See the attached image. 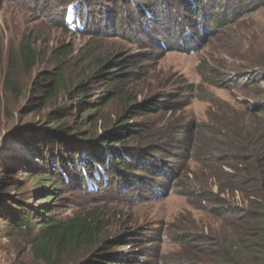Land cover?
Masks as SVG:
<instances>
[{
	"label": "rangeland",
	"instance_id": "1",
	"mask_svg": "<svg viewBox=\"0 0 264 264\" xmlns=\"http://www.w3.org/2000/svg\"><path fill=\"white\" fill-rule=\"evenodd\" d=\"M69 1L0 0V74H12L20 80L19 93L2 96L0 161L12 172L25 169L20 167V160L41 166L40 159L10 132L19 120L33 124L52 110L45 107L37 114H21L19 120L17 117L27 99L35 96L33 90L30 91V81L41 72L51 71V61L64 48L77 53V57L74 53L69 56L67 74L63 78L67 85L85 70L89 74L92 66L100 62L115 63L112 71L118 73L114 75L128 71L122 75L125 79L121 87L134 100L131 104L106 101L95 112H87L80 128L98 133L111 130L116 123H122L119 121L125 107L155 98L152 109L126 121L144 126L143 132L128 143L141 148L156 144L160 154L156 164L162 167L148 165L145 158L140 161L135 158L133 167L137 170L131 172L130 177L136 176L137 181L132 189L126 193L116 190L115 195L108 197L101 194V199H89L81 191H69L58 199L60 204L68 206L69 213L61 209H56L55 213L69 214L72 218L98 209L103 230L96 236L95 243L109 241L110 252L119 257L115 262H195L192 248L202 243L197 238L190 243L176 239H191L193 235L220 238L221 232L227 233L222 229L220 216L211 211L220 204L219 200L225 202L227 208L242 205L243 192L236 182L246 177L250 163H242L239 156H249L256 142L260 146L264 143L261 104L264 102V5L260 6L261 0H251V13L228 27H216L218 21L214 16L205 40L200 36L195 38L190 54L187 49H173L172 38L157 26V20L152 21V15L148 17L140 6L133 5L143 0H93L94 3L90 0L87 17L90 27L82 34L65 31L59 22L58 12ZM84 1L89 3V0ZM236 1L240 2L239 10H247L246 0H216L215 3L208 0L207 9L215 5L229 13V6ZM83 3L78 0L69 6L68 24L74 21L76 26L79 24L77 9ZM212 16L211 11L206 17L209 24ZM78 27L81 28L80 24ZM25 38L32 40L38 55L30 74H26L19 63L18 48ZM74 65L78 68L81 65L80 69L74 70ZM100 79L105 81L101 76ZM97 80L90 84L93 94L103 87ZM72 92L73 89L69 94L63 92L57 98V106L76 108L78 103L70 99ZM89 99L92 102L94 97L89 95ZM94 115L98 116V123L89 124L88 120ZM171 170L175 173H170ZM2 175L0 171V179ZM168 175H171L170 181ZM161 176L165 179L160 180ZM17 177L26 178L23 173ZM154 183L162 194L151 188ZM0 190L15 193L1 180ZM8 227L0 221V264H42L31 254L23 235L7 231ZM88 248L71 247L66 263H79L94 250Z\"/></svg>",
	"mask_w": 264,
	"mask_h": 264
},
{
	"label": "trees",
	"instance_id": "2",
	"mask_svg": "<svg viewBox=\"0 0 264 264\" xmlns=\"http://www.w3.org/2000/svg\"><path fill=\"white\" fill-rule=\"evenodd\" d=\"M76 1L78 0H70L61 6L58 19L65 31L82 34L90 27L87 18L90 0L88 4L82 0L83 5L77 9L80 29L79 24L75 25V21L71 25L67 22L68 8ZM250 1L246 0L247 10H239L240 2L236 1L229 6V13L215 5L213 9L208 10V0H172L174 4L170 0H143L133 5L140 6L148 17L152 15V21L157 20V26L164 29L172 38L173 49L180 51L187 49V53L191 54L193 52L191 47H194L196 39L200 36L205 40L207 29H210L215 19L218 21L216 27H228L238 22L251 13ZM260 3V6H263L264 0L259 1ZM224 6L228 5L224 3ZM215 8L218 9L213 12ZM135 11L139 12L138 9ZM211 11L213 16L209 24L206 17ZM161 45L164 47L163 43ZM63 50L51 61V71L41 72L30 81V91L33 90L35 96L28 98L20 108L18 116L16 115L19 120L21 114L31 112L37 114L45 107L52 109L33 124L19 120L13 132H10L16 141L40 159L41 166L20 160V167L27 170L12 172L8 165L0 161V171L3 174L0 180L15 191L12 193L10 190L8 192L0 190V221L9 226L7 231L23 235L31 254L42 264H67L66 262H69L67 254L69 255L71 247L94 248L79 263L72 264H123L120 261L115 262L119 257L116 258L110 252L112 247H109V241L99 245L95 243L96 236L102 234L103 230V220H100L98 209L76 214L72 218H69V214L59 215L55 211L61 209L63 213H69L68 206L58 201L69 191H81L89 199L97 197L101 199V194L106 197L112 196L116 194L113 193L116 190H119V193H126L137 181L136 176L130 177V173L137 170L133 167L135 158L138 161L145 158L144 161H147L148 165L150 163V166L162 167L156 164L160 156L156 144L149 143L150 145L141 148L135 143L132 145L128 143L130 139L136 138L138 133L143 132L144 126L126 123L136 115L152 109L150 106L154 105L156 99H149L144 104L133 105L130 108L125 107L122 121H119L122 123H116L111 130L100 133L96 130L83 131L80 127L87 112H95L104 106L106 101L120 100L131 104L134 98L121 87L125 79L122 75L128 71L116 76L113 73L118 71H112L115 63L100 62L92 66L94 69L91 68L89 74L88 70H85L67 85L63 78L67 74L65 70L69 64V56L74 52L70 48ZM18 54L20 65L26 74H30L38 61L34 43L30 38L21 41ZM74 57H77V53H74ZM80 66L78 68L74 65V70L80 69ZM105 72L106 74H103ZM100 76L105 81L101 80ZM87 79L92 80L87 83ZM96 80L97 83L101 81L103 84L99 89L102 95L98 97L94 95L100 93L93 94L94 89L90 85ZM19 85L20 80L15 75L0 74V118L3 109L2 96L5 93H19ZM71 89L73 97L70 96V99L78 103L77 107L57 106V98L63 92L69 94ZM89 95L94 97L92 102ZM261 104L264 107V102ZM72 115L74 118H71ZM98 120V116L94 115L88 123L97 124ZM239 158L244 164L250 163L246 177L236 182L239 191L243 192L242 205L227 208L226 203L219 200L220 204L211 211L214 215L220 216L222 229L227 231L226 234L221 232L220 238L214 235H195L196 237L193 235L192 240L176 239L181 243H190L197 238L202 243L197 248H192L195 262L187 264H264V143L260 146L259 142H256L249 156L241 155ZM21 173L26 177L23 180L17 177ZM170 173L174 174L175 170H171ZM168 176L170 181L171 175ZM162 179L165 178L161 176L160 180ZM39 182L42 183L39 185ZM151 188L157 189L159 195L162 194V190L155 183ZM38 200L39 204L36 203ZM230 212L233 214L228 215Z\"/></svg>",
	"mask_w": 264,
	"mask_h": 264
}]
</instances>
